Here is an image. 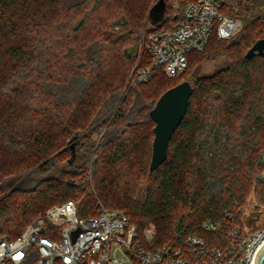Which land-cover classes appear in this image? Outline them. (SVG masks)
<instances>
[{
    "label": "trees",
    "instance_id": "trees-1",
    "mask_svg": "<svg viewBox=\"0 0 264 264\" xmlns=\"http://www.w3.org/2000/svg\"><path fill=\"white\" fill-rule=\"evenodd\" d=\"M150 1L0 0V183L24 168L45 165L75 133L90 128L81 138L80 173L0 198V236L17 237L50 207L72 200L81 217L96 216L103 206L123 209L139 233L154 224L156 244L178 247L196 235L225 247L230 222L246 232L243 208L250 196L264 204V56H246L264 38V0H228L222 11L239 17L241 29L229 38L214 31L202 51L188 54L185 80L194 92L167 159L153 172L156 123L150 111L182 81L163 69L148 82L135 77L152 62L151 35L177 27L186 0L175 10L166 0L155 21L151 10L158 0L149 11L150 27L142 29L136 9ZM112 4L123 14L102 24L96 14ZM114 25L122 30L114 32ZM219 58L224 67L196 76L199 65ZM109 117L100 142L91 141L95 119L106 124ZM132 146L136 155L144 152L142 166H133L147 178L135 197L115 194L108 184L109 168L129 158ZM93 160L99 200L89 189L87 164ZM208 221L218 228L206 229Z\"/></svg>",
    "mask_w": 264,
    "mask_h": 264
},
{
    "label": "built area",
    "instance_id": "built-area-1",
    "mask_svg": "<svg viewBox=\"0 0 264 264\" xmlns=\"http://www.w3.org/2000/svg\"><path fill=\"white\" fill-rule=\"evenodd\" d=\"M227 2L186 0L180 24L151 35L152 62L137 70L135 82H148L161 69L168 77H178L188 66V54L202 51L214 31L221 38L237 33L242 20L222 11ZM205 228L218 227L208 221ZM156 234L152 224L139 233L123 211L103 206L98 215L81 217L69 200L50 207L17 237L1 235L0 264H256L264 244V227L242 233L231 222L225 247L196 235L178 247L156 244Z\"/></svg>",
    "mask_w": 264,
    "mask_h": 264
},
{
    "label": "rangeland",
    "instance_id": "rangeland-1",
    "mask_svg": "<svg viewBox=\"0 0 264 264\" xmlns=\"http://www.w3.org/2000/svg\"><path fill=\"white\" fill-rule=\"evenodd\" d=\"M157 1L158 0H151L145 8H143V5L140 6L141 3H138L136 12L138 15L141 14L140 18H141L142 29H148L150 27L149 11L150 8ZM167 2H168V6H170L174 10L177 9L178 6L180 5V0H167ZM116 8L117 6H114V4H112V6L102 8V10L99 11L98 14H96L99 17V20H101L100 22L102 24L105 23L107 20L109 22L111 20L110 18H116L121 14H123L120 9L117 11ZM130 26L128 27V29L125 28L126 31L129 30ZM111 29L114 32H118L119 30H122V27L119 25H114L113 27H111ZM224 65H225L224 59L219 58L217 62L203 63L199 65L196 68L195 73L196 76L211 74L213 72L220 70L222 67H224ZM186 77L187 76L185 75L184 72L178 77H168V78L180 82L185 80ZM132 85L133 84L130 80L129 83L126 84V87H124L125 92H127ZM109 118H106L104 120L106 121V124H103L101 122L97 123L95 119L94 124L92 126L93 128H96L97 131L95 134L92 135L91 141L97 142V144L100 142L102 136L107 131L108 124L112 120L111 119L112 117L110 119ZM239 121L240 119L236 120L235 126H238L240 128ZM89 129L90 128L75 133V137L71 138L67 144H65L54 155H52L49 158L48 163H46L45 165L43 166L35 165L29 168H24L17 173L4 177L0 183V188L2 191L0 193V198L3 196L8 197L17 192L33 191L45 180L58 179L61 178L63 174L66 173H80L83 170V164H84L83 151L80 148L83 140L81 138L89 133L90 131ZM126 136H129V134L126 133ZM131 149L134 150L131 151L129 158L124 159L116 166L109 168L108 184L112 186L115 194L121 192V194L125 193L130 197H133L134 194L136 195L138 190L141 187H143V185L147 182V178L143 173V170H141L140 172L138 170V167L135 168V166H133L136 163L141 165V158L144 156V152L143 151L138 152V154L136 155L134 146H132ZM142 152L143 154H141ZM94 160L91 161L89 164H87L88 179L90 180L89 189L90 191H92L93 195L95 196V199L99 200V198H97L98 196L97 186L93 179L94 163H95ZM118 210L124 211L123 209H118ZM243 221L246 222L247 224V226L245 227L247 233H253L256 230L264 227V204L257 203L254 195L250 196L248 203L243 208ZM152 225L155 227L154 224Z\"/></svg>",
    "mask_w": 264,
    "mask_h": 264
},
{
    "label": "water",
    "instance_id": "water-1",
    "mask_svg": "<svg viewBox=\"0 0 264 264\" xmlns=\"http://www.w3.org/2000/svg\"><path fill=\"white\" fill-rule=\"evenodd\" d=\"M165 9L166 0H159L151 10L153 19L159 21ZM255 54L264 56V38L257 40L246 56L251 58ZM193 92L192 82L184 80L165 91L151 109L150 116L156 124L150 172H153L167 159L170 140L186 114ZM256 264H264V244L257 253Z\"/></svg>",
    "mask_w": 264,
    "mask_h": 264
}]
</instances>
